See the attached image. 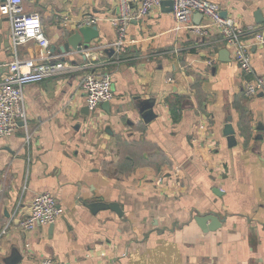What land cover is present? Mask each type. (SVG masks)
<instances>
[{"label": "crops", "instance_id": "0c3cea01", "mask_svg": "<svg viewBox=\"0 0 264 264\" xmlns=\"http://www.w3.org/2000/svg\"><path fill=\"white\" fill-rule=\"evenodd\" d=\"M239 24L264 18V0H210ZM39 13L48 50L35 41L21 59L44 58L88 15L98 38L84 51L47 57L90 64L24 86L26 130L0 138V264H264V95L248 97L245 75L216 30L199 13L188 24L156 6L126 28L115 54L109 18L116 0H23ZM253 43L252 39H248ZM10 24L0 14V80L12 59ZM113 50V53H112ZM264 78V47L252 44ZM109 72L113 99L90 110L80 81ZM151 99L145 122L136 103ZM230 123L233 141L224 134ZM63 209L52 224L18 226L39 192ZM215 216L203 230L196 218Z\"/></svg>", "mask_w": 264, "mask_h": 264}, {"label": "built area", "instance_id": "2783aa9c", "mask_svg": "<svg viewBox=\"0 0 264 264\" xmlns=\"http://www.w3.org/2000/svg\"><path fill=\"white\" fill-rule=\"evenodd\" d=\"M117 13L109 18L116 38L111 46L115 54L126 52V28L133 20L145 18L150 11L164 0H116ZM172 15L176 22L188 24L191 16L199 13L209 20V26H193L192 32L207 36L211 29L216 30L224 45L231 51L232 59L245 75L244 94L248 97L264 95V78L253 71L250 47L252 44L264 47V24H239L231 16L223 15L218 4L210 0H171ZM0 14L8 18L10 24V44L12 59L6 63L7 73L0 80V138L13 134L21 126L26 130L27 113L23 89L30 83L62 76L73 71H82L90 64H76L69 60L44 58L21 59L18 49L21 45L35 41L48 50L49 40L45 35L41 18L36 11H25L23 0H0ZM98 17L88 15L78 26L95 25ZM248 39H252L250 43ZM86 106L94 110L97 106L113 99L112 77L109 72L88 71L80 81ZM63 213L53 195L39 192L31 200L29 212L18 223L21 230L33 231L41 225L54 223ZM8 221L0 229V237L7 234L12 226ZM40 264H60L51 258L43 259Z\"/></svg>", "mask_w": 264, "mask_h": 264}, {"label": "water", "instance_id": "95a60500", "mask_svg": "<svg viewBox=\"0 0 264 264\" xmlns=\"http://www.w3.org/2000/svg\"><path fill=\"white\" fill-rule=\"evenodd\" d=\"M161 7H166L167 11H172L173 3L171 0H164L160 3ZM224 15V14H223ZM255 21L257 23H261L264 21V18L260 12V10H256L254 12ZM99 36V31L96 25H81L78 26L76 29L72 31L70 34H64L61 39V43L57 48H53L51 52L54 51V49L57 52L61 53H78L81 54L83 59L85 60L86 56L84 51L87 50L92 41ZM113 53V50H112ZM151 99L142 100L139 103H136L137 109L140 112L142 118L145 122L149 121L153 117V110L151 108L152 104ZM106 106L108 105V102H104ZM224 134L227 135L232 141L234 137V130L230 123H226L224 126ZM210 220L211 224L208 225L209 228H215L219 225L217 222V218L215 216H204L201 218H196L197 223L199 226L206 230L207 226H205V221ZM16 254H12L7 258V262L10 264L12 263V260L15 258Z\"/></svg>", "mask_w": 264, "mask_h": 264}]
</instances>
